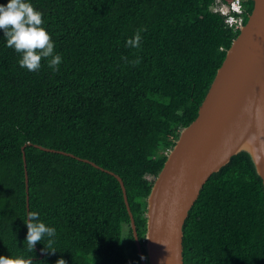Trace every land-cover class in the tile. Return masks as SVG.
I'll return each instance as SVG.
<instances>
[{"label": "trees", "instance_id": "1", "mask_svg": "<svg viewBox=\"0 0 264 264\" xmlns=\"http://www.w3.org/2000/svg\"><path fill=\"white\" fill-rule=\"evenodd\" d=\"M231 1L32 0L62 56L56 71L48 58L35 71L20 67L0 30V254L140 264L117 179L34 145L118 174L145 255L154 178L239 33L213 9ZM241 5L245 23L253 0ZM140 29V46H127ZM29 210L56 227L51 244L45 237L27 247ZM182 230L184 264H264V188L247 152L210 175Z\"/></svg>", "mask_w": 264, "mask_h": 264}, {"label": "water", "instance_id": "2", "mask_svg": "<svg viewBox=\"0 0 264 264\" xmlns=\"http://www.w3.org/2000/svg\"><path fill=\"white\" fill-rule=\"evenodd\" d=\"M34 146L91 163L117 179L140 264H184L182 227L212 173L228 163L232 155L245 151L264 188V0H253L247 21L226 50L196 117L179 131L154 178L146 197L145 255L126 189L118 174L72 153L38 144ZM22 157L28 207L24 151Z\"/></svg>", "mask_w": 264, "mask_h": 264}, {"label": "clouds", "instance_id": "3", "mask_svg": "<svg viewBox=\"0 0 264 264\" xmlns=\"http://www.w3.org/2000/svg\"><path fill=\"white\" fill-rule=\"evenodd\" d=\"M41 10L34 7L32 0H6L0 3V30L5 37V46L11 47L20 53L18 64L29 71L41 68L42 58H48L47 63L56 71L62 61V56L54 50L55 41L43 26L45 20ZM141 31L137 30L133 37L126 39L127 46L139 47ZM38 211L29 210L23 221L27 227L25 239L27 247L32 250L36 242H41L45 237L51 244L55 238L56 227L48 225L39 219ZM47 250L56 251L55 248L45 247ZM43 250V249H42ZM141 258H144L143 255ZM0 264H33L32 256H10L0 254ZM55 264H66L60 257Z\"/></svg>", "mask_w": 264, "mask_h": 264}, {"label": "built area", "instance_id": "4", "mask_svg": "<svg viewBox=\"0 0 264 264\" xmlns=\"http://www.w3.org/2000/svg\"><path fill=\"white\" fill-rule=\"evenodd\" d=\"M213 9L225 16V22L234 29H240L243 22L241 0H232L229 5L216 3Z\"/></svg>", "mask_w": 264, "mask_h": 264}, {"label": "rangeland", "instance_id": "5", "mask_svg": "<svg viewBox=\"0 0 264 264\" xmlns=\"http://www.w3.org/2000/svg\"><path fill=\"white\" fill-rule=\"evenodd\" d=\"M148 178H151V176H148ZM125 229H127V228L125 227Z\"/></svg>", "mask_w": 264, "mask_h": 264}, {"label": "bare ground", "instance_id": "6", "mask_svg": "<svg viewBox=\"0 0 264 264\" xmlns=\"http://www.w3.org/2000/svg\"><path fill=\"white\" fill-rule=\"evenodd\" d=\"M230 29V28H229ZM39 149V148H38ZM134 216V215H133ZM184 247V246H183Z\"/></svg>", "mask_w": 264, "mask_h": 264}]
</instances>
